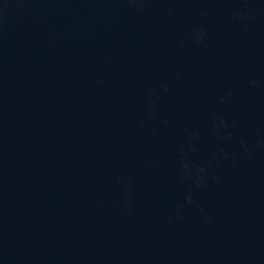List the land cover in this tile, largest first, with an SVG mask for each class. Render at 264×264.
<instances>
[{"label":"water","instance_id":"1","mask_svg":"<svg viewBox=\"0 0 264 264\" xmlns=\"http://www.w3.org/2000/svg\"><path fill=\"white\" fill-rule=\"evenodd\" d=\"M0 264H264V0H0Z\"/></svg>","mask_w":264,"mask_h":264}]
</instances>
